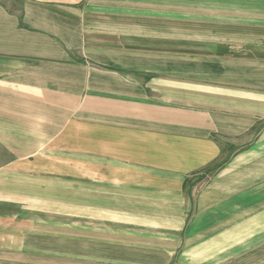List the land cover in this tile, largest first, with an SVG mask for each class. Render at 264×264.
<instances>
[{"label": "crops", "instance_id": "crops-1", "mask_svg": "<svg viewBox=\"0 0 264 264\" xmlns=\"http://www.w3.org/2000/svg\"><path fill=\"white\" fill-rule=\"evenodd\" d=\"M0 264H264V0H0Z\"/></svg>", "mask_w": 264, "mask_h": 264}]
</instances>
